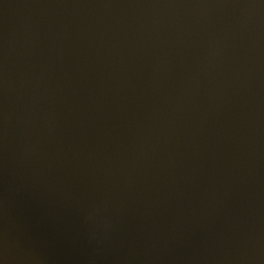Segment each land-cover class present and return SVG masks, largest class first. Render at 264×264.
I'll list each match as a JSON object with an SVG mask.
<instances>
[{
  "label": "water",
  "instance_id": "95a60500",
  "mask_svg": "<svg viewBox=\"0 0 264 264\" xmlns=\"http://www.w3.org/2000/svg\"><path fill=\"white\" fill-rule=\"evenodd\" d=\"M0 264H264V0H0Z\"/></svg>",
  "mask_w": 264,
  "mask_h": 264
}]
</instances>
